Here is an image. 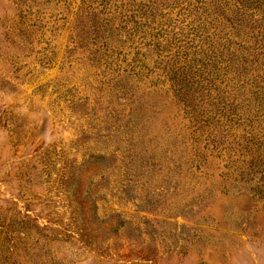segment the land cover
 <instances>
[{"label": "rangeland", "instance_id": "obj_1", "mask_svg": "<svg viewBox=\"0 0 264 264\" xmlns=\"http://www.w3.org/2000/svg\"><path fill=\"white\" fill-rule=\"evenodd\" d=\"M140 3L0 0V264H264V80Z\"/></svg>", "mask_w": 264, "mask_h": 264}, {"label": "trees", "instance_id": "obj_2", "mask_svg": "<svg viewBox=\"0 0 264 264\" xmlns=\"http://www.w3.org/2000/svg\"><path fill=\"white\" fill-rule=\"evenodd\" d=\"M114 1L124 7L125 1L138 0ZM140 1L144 7L163 11L172 26L168 34L185 40L183 50L176 54L187 52L184 57L190 63L188 75L184 76L187 70H183L179 78L189 80L178 81V89L174 90V96H181L184 104L187 105L186 100L196 91L209 90L215 81L218 89L230 93L237 87L243 93L240 90L244 89V83L257 84L260 79L264 80V70L261 71L264 68V0ZM171 14H175V19ZM182 22L188 33L179 27ZM208 71L213 72L215 79L210 78ZM239 92H236L238 96Z\"/></svg>", "mask_w": 264, "mask_h": 264}]
</instances>
